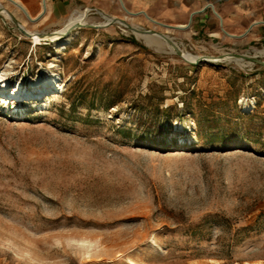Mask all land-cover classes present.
<instances>
[{
    "label": "rangeland",
    "instance_id": "374dc122",
    "mask_svg": "<svg viewBox=\"0 0 264 264\" xmlns=\"http://www.w3.org/2000/svg\"><path fill=\"white\" fill-rule=\"evenodd\" d=\"M20 1L35 21L0 0V264H264V8L226 34L213 5L177 29L183 0H84L87 26L35 45L20 25L69 17Z\"/></svg>",
    "mask_w": 264,
    "mask_h": 264
},
{
    "label": "crops",
    "instance_id": "0c3cea01",
    "mask_svg": "<svg viewBox=\"0 0 264 264\" xmlns=\"http://www.w3.org/2000/svg\"><path fill=\"white\" fill-rule=\"evenodd\" d=\"M168 1L171 2V0ZM204 1L205 4L200 8ZM83 2L84 0H48L46 18L51 20L55 25H60L65 19L78 11L77 9L82 8ZM26 5L30 8L33 15H38L39 10L33 1L28 2ZM210 5L214 6V9H212L220 20L222 31L226 34H232L238 33L246 28L249 29L254 25L253 23L257 20L259 13L264 8V0H186L185 2L183 0L177 14L171 12L166 16L176 17L174 21L175 25H186V14H189V25L195 23L194 20H196V23L201 24L203 20H197V17L203 16V13L205 11L207 12ZM211 18L208 19V22L214 20V18Z\"/></svg>",
    "mask_w": 264,
    "mask_h": 264
},
{
    "label": "bare ground",
    "instance_id": "6f19581e",
    "mask_svg": "<svg viewBox=\"0 0 264 264\" xmlns=\"http://www.w3.org/2000/svg\"><path fill=\"white\" fill-rule=\"evenodd\" d=\"M4 1H7L11 5H13L15 7V13L18 14L19 16L25 17L28 21H35L36 18L32 16L31 11L20 0H4ZM119 1L121 3L122 8L126 11L127 9H126V7L124 5L123 0H119ZM213 9H214V7H213ZM47 10H48L47 0H42L41 12H40L39 15H43L44 13L47 12ZM89 11H90L89 9H85V10H82V11L74 12L68 18V20L65 22V24L63 25V27L60 30H58L55 33L50 34V35L49 34H47V35H45V34L44 35H32L25 28L24 25H20V28L25 30L27 33L28 32L30 33L29 35L33 39V43L35 45H39L41 41H46V40H49V41H60V40H63V39H64L63 42H65V44H67L71 40V33L75 29L88 25L87 15H88ZM0 15H3L6 19H9V20H12L13 16H14V14L12 12H10L3 5H0ZM104 17H105V22H104L105 26H107L109 24H112V23H115V22L120 23V21L116 17H106V16H104ZM147 18H148V20H150L151 22H153L155 24L162 25L159 22H157L156 20L150 18L149 16H147ZM127 27H129L137 35V37L141 38L144 41V43L146 45H148L149 47H152L154 49H161L162 47H167V49L170 52H174L175 51V48H174L173 44L169 43L168 40L166 39V38H168L167 36H164V35L159 34V33L148 34V32L143 31L141 28L135 27V26L127 25ZM185 27H186V25H178L175 28L183 29ZM230 36H235V35H230ZM170 40H171V38H170ZM181 57L184 58L187 61H190V62H195L196 61L195 57L191 56L190 54H188L186 52H181ZM221 59L222 60H233V61H235L236 63H239V64L243 63L244 60H245L244 57H238V56H233V55H224L223 58H212L211 61L218 62ZM55 78H56V76H52V78L48 79L45 82V84H46L45 87L46 88L50 87V89H52V90L55 87L57 89H60L59 88L60 86L58 85L57 80ZM6 86H7V79L5 78V74L0 71V93L3 92V89H5ZM39 89H41V88H39ZM50 89H48V90L50 91ZM17 94H18V92H15V93H13V96L17 95ZM18 111L23 112L22 109H18Z\"/></svg>",
    "mask_w": 264,
    "mask_h": 264
},
{
    "label": "water",
    "instance_id": "95a60500",
    "mask_svg": "<svg viewBox=\"0 0 264 264\" xmlns=\"http://www.w3.org/2000/svg\"><path fill=\"white\" fill-rule=\"evenodd\" d=\"M127 11V10H126ZM120 23L122 24V25H124V26H126L127 27V25H126V23L124 22V21H120ZM91 28H101V27H99V26H90ZM81 28V27H80ZM169 28H172V27H169ZM21 31L23 32V34L25 35V36H27V37H30V35L27 33V32H25L23 29H21ZM148 34H152V32H150V31H148ZM167 40H168V42L169 43H171V44H173V46H174V48H175V52L177 53V54H179V55H181V50L173 43V41L172 40H170L169 38H166ZM184 59V58H183ZM245 59H247L246 57H245ZM248 59H250V58H248ZM185 60V59H184ZM186 62H188V63H190V64H196V62L197 61H195V62H190V61H187V60H185ZM262 65H264V63H261Z\"/></svg>",
    "mask_w": 264,
    "mask_h": 264
}]
</instances>
